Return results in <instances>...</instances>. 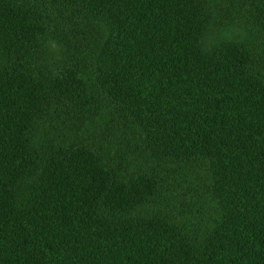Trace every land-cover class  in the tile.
<instances>
[{"label":"trees","instance_id":"16d2710c","mask_svg":"<svg viewBox=\"0 0 264 264\" xmlns=\"http://www.w3.org/2000/svg\"><path fill=\"white\" fill-rule=\"evenodd\" d=\"M0 264H264V0H0Z\"/></svg>","mask_w":264,"mask_h":264}]
</instances>
